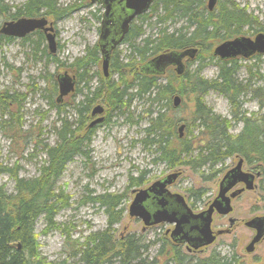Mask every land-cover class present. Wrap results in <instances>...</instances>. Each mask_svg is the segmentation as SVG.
Masks as SVG:
<instances>
[{"label":"rangeland","instance_id":"374dc122","mask_svg":"<svg viewBox=\"0 0 264 264\" xmlns=\"http://www.w3.org/2000/svg\"><path fill=\"white\" fill-rule=\"evenodd\" d=\"M231 1H235L241 8L244 7L256 18L260 26H264V0ZM26 2L27 0H0V27L6 21L17 20L16 17H6L17 14V10ZM57 6L63 11L54 25L57 42L55 54L48 51L44 38L37 40V43L35 35H31L25 43H21L22 38L11 36H8L11 40L7 43L0 41V95L7 93L10 96L0 97V164L8 168L16 167L18 177L23 179L39 176V168L46 159L45 146L51 147L58 142V131L62 123L72 124V129H76L77 109L80 108L78 105L85 95L91 98L96 88H105L107 79L116 81L119 77L118 71H112L111 66L108 68V77H103L99 55L98 62H95V58L90 60L87 57L83 63L76 62L77 59L88 56L94 47L97 48L99 24L95 16L98 7L91 4L90 0H57ZM153 21L154 19L134 21V25H141L143 29L142 38L153 35L158 30L159 26L153 28ZM180 25H184L181 20L167 22L163 26L177 28ZM256 27L258 26L244 27L241 36L254 38ZM137 41L140 42L141 38ZM116 49L115 60L120 63H125L133 57L127 42L121 43ZM188 61L190 60L187 59L184 65ZM196 63H187L186 72L192 74ZM238 65V80L243 82L250 77L252 87L264 85V54H257L246 60L239 59ZM203 67L200 76L209 81L213 80L217 74L214 61L211 63L206 60ZM248 67L251 68L250 74ZM63 72L70 76L75 75L78 83L74 92L64 97L60 104H55L58 93L56 88L52 98L54 106H51L50 80ZM80 74L82 79L79 80ZM170 76L169 73L161 76L158 84L169 81L177 91L169 100L162 99L159 104H151L145 96L143 99L132 101L129 109H124L125 114L117 116L108 111V104L106 105L101 97L91 103L90 109L97 103L102 104L104 112L110 115L103 124H99L87 134L77 130L75 138L79 140L81 153L67 162L56 181V189L67 206L58 209L52 224L47 225L42 216L38 217L34 224V235L41 257L49 262L59 263L64 260L65 264H79L77 257H69L71 248L68 245L84 242L108 226L107 213L102 206L91 202L90 197L101 194L122 195V206L126 212L120 223L111 228L113 239L122 240L125 236L138 238L146 248L143 259L151 260L156 257L159 262L163 259L158 252L164 254L170 251L172 242L166 232L172 225L156 224L142 230V221L128 216L127 207L133 198V191L142 190L171 171L177 170L181 171L179 177L168 189L184 197L194 213L206 210L208 204L213 201L220 177L236 162L237 157L233 155L216 166L208 163L204 166L197 164L196 142L202 138V134L197 128V123L194 124L191 119L192 96L185 93V87L174 83ZM175 97L179 100L177 105H174ZM242 98L241 108L245 117L257 118L264 112V108H259L255 97L247 94ZM203 99L215 114L229 120L228 131L231 136H237L242 123L230 121L233 120L232 109L227 99L212 91L205 93ZM4 102L8 105L1 108ZM157 111L166 113V117L175 122L172 129L175 135H180L178 130L183 126L182 136L179 137L189 146L188 154H192L191 162L195 164L193 168L187 165V161L186 164L176 162L175 166H172L175 160L170 159L171 157L165 156L159 160V155L155 153L156 147L144 144V129L148 127L149 121L155 117ZM176 141L174 139L172 143H177ZM174 150L178 151L177 148ZM245 168L250 169L247 165ZM260 180L261 177L256 180V189L244 191L231 201L233 210L229 215L237 219L231 233L217 236L211 245L190 254L201 258L218 253L220 256H233L241 264H264V241L256 245L253 253L248 254L244 249L253 232L243 225V221L253 218L254 215L264 214V192ZM0 186L4 187L7 193L14 192V182L9 174L3 173L0 176ZM212 218V228L215 231L228 227V216L214 213ZM66 237L70 239L64 245ZM181 251L187 253L183 246Z\"/></svg>","mask_w":264,"mask_h":264},{"label":"trees","instance_id":"16d2710c","mask_svg":"<svg viewBox=\"0 0 264 264\" xmlns=\"http://www.w3.org/2000/svg\"><path fill=\"white\" fill-rule=\"evenodd\" d=\"M215 2L214 8L208 11L206 0H156L149 13L138 17L141 22L154 19L153 28L159 26L156 33L142 38L144 32L141 25L131 24L123 43H128L133 57L125 63H120L119 60H115L117 56L115 53L110 66L115 73L118 71V79L116 81L107 79L105 88H96L91 98L85 95L81 102L84 109L79 115L84 118L87 112L86 107L88 108L100 97L106 105L108 104V111L117 116L124 115V109L128 110L132 101L143 99L145 96L151 104H159L162 99L169 100L170 96L177 91L175 86L169 81L158 84V79L169 73L173 82L183 85L186 89L185 93L192 96L191 119L194 124L197 123V128L202 134V138L196 142L197 164L204 166L208 163L216 166L219 162L238 155L250 168L261 172V189L264 192V112L257 118H250L243 115L241 108L242 97L248 94L255 97L259 108L263 109L264 85L252 87L250 77L243 82L238 80L239 59L220 60L212 55L213 48L217 44L241 36L244 27L258 26L254 31L258 34L264 33V26H260L256 18L235 1L215 0ZM44 4L46 3L42 0H27L17 10V14L6 18H35L34 6ZM55 7V4H52V8L56 9L55 13L60 14L61 10ZM179 20L183 21L184 25L177 28L163 26L167 22ZM31 35L36 36V42L42 40L41 33L37 35L35 31L22 38L21 43L28 42ZM139 38H141L140 42L137 41ZM9 40H11L10 37L0 33V41L7 43ZM191 47L197 49L194 58L187 62L188 64L197 62L192 74L186 72V69L182 75H177L173 70H166L160 74L145 70L151 58L160 53L180 52ZM90 53L84 58L77 59L76 62L83 63L86 57L90 60L95 58V62H98L96 47ZM206 60L211 63L214 61L217 66V74L210 81L200 76ZM247 71L250 74L251 68L248 67ZM50 85L52 86L51 94H49L50 104L54 106L52 98L56 88L58 89L56 77L55 79L52 77ZM209 91L217 92L227 99L232 109L233 120L230 121L242 123L241 131L237 136L233 137L229 133V120L215 114L206 105L203 97ZM1 96L10 97L7 93ZM55 104L60 103L55 100ZM7 105L4 102L1 108ZM174 124L175 122L166 117V113L157 111L155 117L149 121L148 127L144 129L146 134L144 144L156 147L155 153L159 155V160L165 156L171 157L170 159L175 160L172 166H175L176 162L183 164L187 161V165L193 168L195 164L191 162L192 154H188L187 142L181 141L179 135L172 133ZM72 126L66 122L62 123L58 131V142L51 147L45 146L46 159L39 168V176L23 179L18 177L16 167L8 168L0 164V176L3 173L9 174L14 182L13 193H7L4 187L0 186V264H65L64 260L55 263L41 257L34 235V224L40 216L47 225L52 224L58 209L67 206L56 189V181L64 171L67 162L81 153L79 140L75 138L79 128L72 129ZM169 139L172 141L176 139L177 143H172ZM89 199L103 207L108 215V226L102 232L94 233L84 242L68 245L71 248L69 257H77L79 264H241L233 256H220L218 253L199 258L181 251L180 247L173 244L168 253L158 252L162 256V261L159 262L156 257L151 260L143 259L146 248L138 238L125 236L122 240H115L110 233L111 228L120 223L126 212L122 206V195L101 194ZM69 239L66 237L64 245L69 242ZM66 253H68L67 250Z\"/></svg>","mask_w":264,"mask_h":264},{"label":"water","instance_id":"95a60500","mask_svg":"<svg viewBox=\"0 0 264 264\" xmlns=\"http://www.w3.org/2000/svg\"><path fill=\"white\" fill-rule=\"evenodd\" d=\"M154 0H122L126 9L130 10L128 15L119 23V32L115 33L113 36V43H119L126 34L128 29L127 25L137 14L144 13L149 4ZM111 2V0H107ZM216 2L215 0H208L207 9L211 11ZM45 20H36L32 17H19L17 20H9L4 22L0 27V33L4 36H11L14 38H24L36 31V29L43 28ZM46 34V41L48 42V51L50 53H55L56 41H54V34L52 33V28H43ZM107 37L101 40V48H109L106 45ZM108 51L105 50L102 56L101 69L104 77L108 75ZM197 49L194 47L180 50V52L170 51L160 53L159 55L151 58L148 63V67L145 69L147 72H154L156 74L164 73L165 68L170 64L175 66V73L177 75H182L185 68H183V59L189 58L192 60L196 54ZM264 54V33H258L254 38L247 36L235 37L232 40H226L222 43L217 44L213 48L212 55L218 57L220 60L234 59L236 56H241L243 58L256 55ZM56 84L58 87V93L56 102H61L64 97L73 93L74 91V78L68 73L63 72V74L56 75ZM174 105H177L179 100L177 97L174 98ZM102 111V106L97 105L91 112V115H95ZM101 121V118H97L93 123ZM183 126L179 127L180 137L182 136ZM242 160L239 159L236 166L229 169L227 173L221 178L218 183V191L216 197L211 203H209L208 208L199 213H194L192 210L186 206L183 197L179 194H170L168 190V185L172 184L179 172L169 174L165 176L163 180L154 181L150 186L142 190H134L133 198L129 204L127 211L128 216L131 218H138L143 223L142 230L146 227L156 225L158 223H170L174 224V228L170 232V237L173 241L179 243H187L193 249H198L200 247L209 246L214 242L217 236L221 234H228L231 230L232 223L234 219L231 217L228 219V227L226 229H221L214 232L211 229V224L213 221L212 215L216 213L217 215L228 216L231 213L232 206H230V198L239 194L243 189L252 190L253 188V174L243 173L240 168L242 165ZM259 175V172L257 173ZM243 182L245 186L241 190L235 191L226 195L231 187L235 183ZM175 198L176 204L179 205V210L169 208V200ZM157 199L156 209L154 211L149 210L146 203L149 201ZM244 226L250 229H254V235L251 240L244 247L245 251L250 254L255 250V246L264 239V216H255L244 222Z\"/></svg>","mask_w":264,"mask_h":264},{"label":"flooded vegetation","instance_id":"af4514ba","mask_svg":"<svg viewBox=\"0 0 264 264\" xmlns=\"http://www.w3.org/2000/svg\"><path fill=\"white\" fill-rule=\"evenodd\" d=\"M43 2H45L46 4H44V5H41V6H39L38 5V7H35L34 6V10H35V19L36 20H39V19H43V20H45V24H44V26H43V28H46V29H48V28H52V33L54 34V36H56V34H55V31H54V25H55V20L56 19H58L59 17H60V14H58L57 15V13H55V10L56 9H54V8H52V4H55V8H59L58 6H57V0H42ZM156 0H154L152 3H150L149 4V7L147 8V10L144 12V13H141V14H137L132 20H130V22L128 23V25H127V27H128V29H127V31H126V34L129 32V30H130V26H131V24H134V21L135 20H137L138 19V17H140L141 15H143V14H146V13H149V10H150V8H151V6L153 5V3L155 2ZM206 8H207V4H208V0H206ZM90 3L91 4H94V5H96V7H98L97 8V10H96V18H97V22H98V24H99V26L97 27V29H98V41H97V57H98V55L100 56V58H101V65H102V56H103V53H104V51L105 50H107L108 51V53H107V55H108V60H109V63H108V68H109V66H110V63H111V61H113L112 59L114 58V55H115V53H117V49H116V47H118L121 43H123V41H124V37L126 36V34L122 37L123 39L119 42V43H113V35L115 34V33H118L119 32V30H120V28H119V23L125 18V16L126 15H128L129 14V12H131L130 10H128V9H126L125 8V6H124V3L122 2V0H111V2H107V0H90ZM61 11H63V9H60ZM43 28H39V29H36V31H37V35L39 34V33H41V35H42V38H44V40L46 41V34H47V32H45L44 30H43ZM105 37H107V41H106V45L107 46H109V48H104V50H103V48H101V40L102 39H104ZM117 36H115L114 38H116ZM54 41H55V37H54ZM47 42V41H46ZM47 44H48V42H47ZM56 50H57V42H56ZM56 50H55V53H56ZM55 53H52V54H55ZM257 55V54H256ZM256 55H252V56H249V57H246V58H243V57H241V56H236L235 58H237V59H244V60H246L247 58H250V57H253V56H256ZM234 58V59H235ZM187 59H189V58H184L183 59V61H182V63H183V68H185V65H184V62L187 60ZM190 60V59H189ZM233 60V59H232ZM166 70H173V71H175V66L174 65H172V64H170L169 66H167L166 68H165ZM165 70V71H166ZM185 70V69H184ZM107 71H108V69H107ZM109 75V74H108ZM108 75L106 76V77H108ZM73 78H74V89H75V86H76V83H78V78L74 75V76H72ZM103 77H104V75H103ZM106 77H104L105 79H106ZM74 92V91H73ZM69 96V95H68ZM67 97V96H66ZM59 103H62V101L61 102H59ZM97 105H100V106H102V111L100 112V113H97V114H95V115H91V112H92V110L97 106ZM97 105L96 106H94V107H92L91 109H90V106H88V108L86 107V109H85V111H88V114L84 117V118H82V116L81 115H79L80 114V112H81V110H83L84 108H83V106L81 105V103H80V105H78L80 108H78L77 109V116H78V118L76 119L77 121H76V123H75V125H76V127H78L79 128V132H81V131H83V133H85V134H87V132H89L90 130H92L93 128H95V127H98V125L99 124H103L105 121H106V119L108 118V116L110 115L109 113L107 114V113H105L104 111H105V109H104V107H103V105L102 104H98L97 103ZM87 113V112H86ZM97 118H101V121H99V122H97V123H93L95 120H97ZM89 120V121H88ZM88 121V122H87ZM236 157H237V159H236V162H234L232 165H231V167H229V169H231V168H233L234 166H236V164H237V162L239 161V159H241L242 161V165H241V168H240V170L243 172V173H249V174H253V179H252V183H253V188H252V190H254V189H256V187H257V183H256V180L257 179H259L260 177H261V172H259V171H257L256 169H254V168H250V169H247V168H245V165H247L246 164V162H244V160H243V158L242 157H240L239 156V158H238V155H236ZM248 166V165H247ZM249 167V166H248ZM229 169L228 170H226L224 173H223V175L220 177V179H219V181L221 180V178L225 175V173H227L228 171H229ZM175 172H181V171H177V170H175V171H171V173H168V174H166L165 176H167V175H169V174H173V173H175ZM259 172V175H257V173ZM165 176L163 177V178H160L159 180H163V179H165ZM178 177H179V175H178ZM177 177V178H178ZM177 178H176V180H177ZM176 180L173 182V183H175L176 182ZM219 181H218V183H219ZM261 181V180H260ZM172 183V184H173ZM261 183V182H260ZM171 185V184H170ZM170 185H168V186H170ZM218 185V184H217ZM167 186V187H168ZM219 186V185H218ZM245 186V184L243 183V182H238V183H235V185L233 186V187H231L230 188V190L227 192V194L226 195H228V196H230V194L231 193H233V192H235V191H238V190H241V188H243ZM169 190V189H168ZM252 190H247V189H243L239 194H236V196H234V197H231L230 198V206H231V201L232 200H234V199H236L238 196H240L241 195V193L242 192H244V191H252ZM169 192H170V190H169ZM170 194H176V193H172V192H170ZM178 194V193H177ZM133 195V194H132ZM180 195V194H179ZM181 196V195H180ZM133 197V196H132ZM182 197V196H181ZM216 197V196H215ZM183 199H184V197H183ZM156 202H157V199H154V200H152L151 202H147L146 203V207L149 209V210H152V211H154L155 209H156ZM176 202V199L175 198H173V199H171V200H169V208L171 209H176V210H179L180 208H179V205H178V203L176 204L175 203ZM184 202H185V204H186V206L187 207H189L188 205H187V203H186V201H185V199H184ZM209 205V204H208ZM190 208V207H189ZM208 208V207H207ZM191 209V208H190ZM192 210V209H191ZM232 210H233V206H232V209H231V212H232ZM203 211V210H202ZM193 212V211H192ZM231 214V213H230ZM255 216H261V217H263L264 216V214H262V215H254L253 217H255ZM232 217V216H231ZM230 217V215H228V219L229 218H231ZM233 219H234V221H233V223H232V226L230 227L231 228V230H230V232L229 233H231V231H232V227L234 226V224L237 222V219L235 218V217H232ZM247 220H249V219H247ZM246 221V220H245ZM245 221H243V225H244V222ZM213 223V222H212ZM158 224H163V223H158ZM164 224H167V223H164ZM168 224H170V223H168ZM170 225H172V227L170 228V229H167V232H166V235H168V239H169V241H171L172 242V244L173 245H175V246H177V247H180L181 248V246H183L184 247V250L185 251H187V253H189L190 254V252H198L199 250H200V248H203V247H200V248H198V249H193L190 245H187V243H181V242H179V243H177V242H175V241H173L172 239H171V237H170V232L172 231V229L174 228V224H170ZM248 228V227H247ZM211 229L214 231V232H216L215 230H214V228H212V224H211ZM250 229V228H249ZM252 232H253V234H252V236L254 235V232H255V230L254 229H250ZM228 233V234H229ZM252 236L250 237V238H252ZM251 240V239H250ZM262 241H264V239L262 240ZM261 241V242H262ZM261 242H259L258 244H260ZM257 244V245H258ZM204 247H206V246H204ZM255 249H256V246H255Z\"/></svg>","mask_w":264,"mask_h":264}]
</instances>
